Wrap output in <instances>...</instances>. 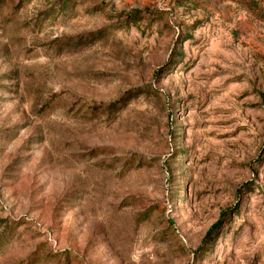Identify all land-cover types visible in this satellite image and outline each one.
<instances>
[{
    "label": "rangeland",
    "instance_id": "374dc122",
    "mask_svg": "<svg viewBox=\"0 0 264 264\" xmlns=\"http://www.w3.org/2000/svg\"><path fill=\"white\" fill-rule=\"evenodd\" d=\"M0 264H264V0H0Z\"/></svg>",
    "mask_w": 264,
    "mask_h": 264
}]
</instances>
